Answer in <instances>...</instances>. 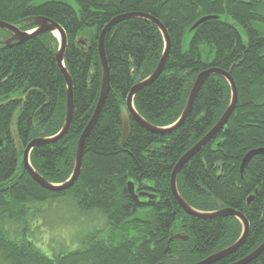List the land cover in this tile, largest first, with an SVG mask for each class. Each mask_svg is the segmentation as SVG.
I'll return each mask as SVG.
<instances>
[{"label":"trees","instance_id":"obj_1","mask_svg":"<svg viewBox=\"0 0 264 264\" xmlns=\"http://www.w3.org/2000/svg\"><path fill=\"white\" fill-rule=\"evenodd\" d=\"M129 13L157 19L170 40L163 72L133 99L136 112L150 125L175 123L196 76L206 69L228 71L235 83L233 114L176 179L179 196L192 209L211 213L228 208L245 217L244 244L214 263L233 264L264 241V154L253 156L244 175L239 173L247 153L264 149V0H0V21L27 31L33 28L27 18L44 17L62 27L67 38L71 126L60 141L34 147L30 165L52 184L70 177L78 139L100 93L98 36L114 17ZM211 16L218 19L189 33L199 19ZM57 47L49 33L13 48L0 46V264H195L235 243L242 232L239 221L189 217L169 186L178 160L229 104V86L222 77L204 81L176 131L152 134L130 119L128 137L121 143L126 96L152 74L163 51L160 32L145 20L121 21L105 38L110 90L86 138L73 186L52 193L27 175L21 163L24 147L55 136L64 122L66 87L56 66ZM128 182L135 193L154 197L152 205L140 204L143 196L133 201ZM58 199L72 201L78 213L100 214L103 223L80 238L77 249L48 256L27 244L20 229L29 215L41 212L38 206ZM175 234L188 240H174ZM247 264H264V253Z\"/></svg>","mask_w":264,"mask_h":264},{"label":"water","instance_id":"obj_2","mask_svg":"<svg viewBox=\"0 0 264 264\" xmlns=\"http://www.w3.org/2000/svg\"><path fill=\"white\" fill-rule=\"evenodd\" d=\"M127 19H141V20H145L151 23L160 32L162 36L163 51L158 61V64L155 70L152 72V74L146 79H144L143 81L138 82L135 85H133L128 95L126 96L125 109L121 114V117H122L121 143L122 145L125 143L128 137V134H129V120L130 119L133 122L139 124L144 130L152 134L168 135L176 131L178 128H180L181 125L184 123V121L187 119V117L192 111L194 101L196 99V96L201 86L203 85L204 81L209 76L218 75L222 77L229 86L230 100H229V104L226 107L225 111L223 112L221 117L218 119V121L214 124V126L195 145H193L188 151H186L182 155V157L178 160V162L176 163L170 175V183H169L170 192H171V195L175 203L187 215L193 218L199 219V220H213V219L232 217V218H235L237 221H239V223L241 224L242 232H241L239 239L235 243H233L230 247L223 249L219 252H216L210 255L209 257H207L206 259L198 263H195V264H214L220 261L221 259L234 254L244 244L247 238V235H248V229H249L248 222L240 212L233 211L228 208H222V209H219L211 213H202V212H198L192 209L179 196L177 192V187H176V179H177V176L180 170L189 161V159H191L195 154L201 151L220 131L223 130L224 126L226 125L227 121L229 120L230 116L233 114L235 110V106L237 102V89L228 71L215 69V68H209V69H206L200 72L196 76L192 84L191 90L189 92L188 98L186 100L185 107L180 117L177 119L175 123L165 128H158V127H154L150 125L144 119H142L134 108L133 99L138 91L152 84L161 75V73L164 70L165 63L170 54V40H169V37L167 35V32L164 26L160 23V21H158L157 19L153 18L150 15L143 14V13H129V14L119 15V16L114 17L101 30L98 36V42H97L98 58H99V63H100L101 71H102L100 93H99L98 101H97V104L95 106V109L93 111V114L88 124L86 125V127L84 128L83 132L81 133L78 139L72 173L70 177L68 178V180H66L62 184L49 183L46 180H44L40 175H38L30 165L29 156L33 148L36 146L56 143L60 141L68 133L70 126H71L72 113H73L72 82L64 66V54L67 48V38H66L65 32L62 29V27H60L54 21L44 18V17H40V16L29 17L25 20L27 25L33 27V30H31L30 32L22 31L12 24H8V23L0 21V29L10 32L12 34L10 41L11 40L14 41L11 44L6 43L5 46L7 48H13L15 46L22 44L27 39L34 38L42 34H46V33L52 34L57 39V42H58V47L54 54L56 66H57L59 73L64 79L65 87H66L65 117H64V122H63L61 129L53 137L34 139L24 147V149L21 152V163H22L23 170L27 173V175H29V177H31L43 189L49 192H52V193H60V192L66 191L70 187H72L73 184L76 182L79 176L80 170H81V166H82L83 151H84V145H85L86 138L88 134L90 133V131L92 130V128L94 127L95 123L97 122L98 117L102 111L104 102L110 90L109 70H108L105 52H104L105 38L107 34L109 33V31L116 24H118L121 21L127 20ZM213 19H218V17L211 16V17H203L199 19L196 23H194V25H192V27L189 30V33L197 29L201 24L205 23L206 21H210ZM55 32L58 34V36H55ZM15 144H18L17 138L15 139ZM261 154H264V149H257V150L250 151L244 156L240 164V167H239L240 176L244 173V170L247 166L248 161L253 156L261 155ZM127 189H128V193L131 199L135 202H139V198L142 196L148 198V200H151V201L154 199V197L150 195L135 193L132 182H128ZM252 199H253V196L247 200V204H249ZM151 201L146 202L145 200L144 202L142 201L139 203L143 205H149L152 203ZM173 239L180 240V241H187L188 237L181 235V234H175L173 236ZM262 253H264V241L261 243L260 246H258L249 255H247L246 257L242 258L239 261L234 262L233 264H247L255 260L256 258H258ZM159 264H163V263H159Z\"/></svg>","mask_w":264,"mask_h":264},{"label":"rangeland","instance_id":"obj_3","mask_svg":"<svg viewBox=\"0 0 264 264\" xmlns=\"http://www.w3.org/2000/svg\"><path fill=\"white\" fill-rule=\"evenodd\" d=\"M31 30L33 28L25 32ZM36 209L41 212L31 217L29 215L20 232L23 230L27 234V244L31 243L48 256L53 251L77 249L79 239L94 229L100 230L99 226L103 223L100 214L78 213L69 200L58 199Z\"/></svg>","mask_w":264,"mask_h":264},{"label":"flooded vegetation","instance_id":"obj_4","mask_svg":"<svg viewBox=\"0 0 264 264\" xmlns=\"http://www.w3.org/2000/svg\"><path fill=\"white\" fill-rule=\"evenodd\" d=\"M15 26V25H14ZM17 28H19L18 26H16ZM20 29V28H19ZM21 30V29H20ZM12 34L10 32H7L5 30H1L0 29V46L2 45L3 47H6L5 44H11L14 41L11 40ZM7 48V47H6ZM219 262V261H218Z\"/></svg>","mask_w":264,"mask_h":264},{"label":"bare ground","instance_id":"obj_5","mask_svg":"<svg viewBox=\"0 0 264 264\" xmlns=\"http://www.w3.org/2000/svg\"><path fill=\"white\" fill-rule=\"evenodd\" d=\"M55 36H58V34L55 32ZM190 160V159H189ZM249 162V161H248ZM248 164V163H247ZM244 174H242L241 176H243ZM128 190V189H127ZM146 200V202H148V201H151V200H148V198H146L145 199ZM152 202V201H151ZM149 205H152V203L151 204H149ZM231 210V209H230ZM234 211V210H233ZM186 214V213H185ZM187 215V214H186ZM189 216V215H188ZM190 217V216H189ZM214 254V253H213ZM224 259V258H223ZM222 260V259H221Z\"/></svg>","mask_w":264,"mask_h":264}]
</instances>
